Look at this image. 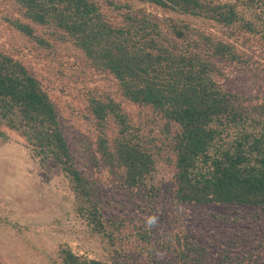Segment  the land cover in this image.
Here are the masks:
<instances>
[{"label": "trees", "instance_id": "obj_1", "mask_svg": "<svg viewBox=\"0 0 264 264\" xmlns=\"http://www.w3.org/2000/svg\"><path fill=\"white\" fill-rule=\"evenodd\" d=\"M11 1L22 18L13 21L18 31L51 47L35 30L49 27L50 37L72 43L96 72L116 80L123 101L139 108L142 120L135 124L113 98L89 97L87 104L92 156L117 174L125 191L143 193L153 204L162 190V182L153 180L161 160L173 169L168 195L177 208L264 210V101L219 85L224 67L244 60L230 42L236 31L264 41V0H106L121 11L119 24L106 18L99 0ZM135 3L153 5L163 15ZM191 20L211 23L226 38ZM150 125L162 136L152 134ZM0 126L19 134L40 166H59L79 216L113 253L107 260L89 258L64 244L46 264H130L120 244L126 220L106 219L97 181L77 167L49 92L33 71L3 51ZM7 138L0 130V139ZM134 228L139 241L152 246V232L142 224ZM167 236L162 247L178 257L177 264H191L192 251L200 253L186 234ZM144 251L154 257L149 247Z\"/></svg>", "mask_w": 264, "mask_h": 264}, {"label": "rangeland", "instance_id": "obj_2", "mask_svg": "<svg viewBox=\"0 0 264 264\" xmlns=\"http://www.w3.org/2000/svg\"><path fill=\"white\" fill-rule=\"evenodd\" d=\"M99 2L106 18L119 24L121 11L106 0ZM134 7L157 17L163 15L150 4L135 3ZM16 18L22 19L12 1L0 0V51L33 71L49 92L77 167L86 178L97 181L105 218L110 215L126 220L120 244L130 257V264H177L178 257L167 251L166 245L162 247L172 233L186 234L198 248L200 253L192 251L191 264H198L199 260L201 264H264V210L242 211L234 206L177 208L168 195L173 169L161 160L153 180L162 182V190L153 204L143 193L125 191L117 174L103 166L98 155L92 156L94 125L86 119L87 104L89 97L113 98L121 102L123 111L135 124L142 120L139 108L123 101L116 80L96 72L72 43L50 37L49 27L35 26L36 34L51 45L42 46L14 27ZM191 23L226 38L211 23ZM230 39L244 60L225 66L219 85L245 99L264 101V41L238 31ZM143 129L149 133L147 124ZM0 130L8 135L7 140L0 139V264H46L64 244L75 253L107 260L113 254L111 248L79 216L71 185L59 166L53 161L40 166L19 134L3 126ZM152 134L162 136L154 127ZM94 158L95 162L99 160L96 165L91 162ZM150 216H156L157 223L147 227ZM140 224L152 232V246L135 236L134 226ZM146 247L153 251L152 259L146 257Z\"/></svg>", "mask_w": 264, "mask_h": 264}, {"label": "clouds", "instance_id": "obj_3", "mask_svg": "<svg viewBox=\"0 0 264 264\" xmlns=\"http://www.w3.org/2000/svg\"><path fill=\"white\" fill-rule=\"evenodd\" d=\"M157 217L156 216H150L148 217V219L146 220V226L147 227H152L153 225H155L157 223Z\"/></svg>", "mask_w": 264, "mask_h": 264}]
</instances>
